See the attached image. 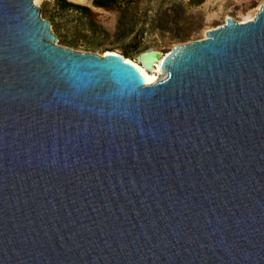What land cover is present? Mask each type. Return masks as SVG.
<instances>
[{
    "label": "water",
    "instance_id": "water-1",
    "mask_svg": "<svg viewBox=\"0 0 264 264\" xmlns=\"http://www.w3.org/2000/svg\"><path fill=\"white\" fill-rule=\"evenodd\" d=\"M206 36L148 86L0 0V264H264V3Z\"/></svg>",
    "mask_w": 264,
    "mask_h": 264
},
{
    "label": "rangeland",
    "instance_id": "rangeland-1",
    "mask_svg": "<svg viewBox=\"0 0 264 264\" xmlns=\"http://www.w3.org/2000/svg\"><path fill=\"white\" fill-rule=\"evenodd\" d=\"M51 23L61 47L103 54L109 50L139 62L147 51L167 55L177 45L206 39L207 32L225 24L256 18L264 0H118L114 11L96 8L92 0H67L90 8L80 13L57 0H34ZM165 78L161 76L159 81Z\"/></svg>",
    "mask_w": 264,
    "mask_h": 264
},
{
    "label": "trees",
    "instance_id": "trees-1",
    "mask_svg": "<svg viewBox=\"0 0 264 264\" xmlns=\"http://www.w3.org/2000/svg\"><path fill=\"white\" fill-rule=\"evenodd\" d=\"M61 5H63L66 8H70L73 10H76L80 13H91L90 8L83 5H76L68 2L67 0H57ZM204 0H189V2L193 5H201ZM93 5L96 8L104 9L106 11H114L118 5V0H92ZM108 52H114L113 50H109Z\"/></svg>",
    "mask_w": 264,
    "mask_h": 264
},
{
    "label": "bare ground",
    "instance_id": "bare-ground-1",
    "mask_svg": "<svg viewBox=\"0 0 264 264\" xmlns=\"http://www.w3.org/2000/svg\"><path fill=\"white\" fill-rule=\"evenodd\" d=\"M35 5H36V1H35ZM261 9V8H260ZM258 14V13H257ZM257 16V15H256ZM254 21V20H252ZM249 22V21H248ZM108 53H113L117 56H120L122 58H124L122 55H119L118 53H115V52H108ZM165 56V55H164ZM164 56H162L161 54V59H160V62H156L153 67L151 68H146L142 61H141V58H139V62L140 63H136L135 61L133 60H130V59H125V60H128L129 62L133 63L134 65H136V67L140 70V72L142 73V75L144 76L145 80H146V83L148 86L150 85H154L156 83L159 82V79L161 76H164L165 74L162 73L161 71V60H163Z\"/></svg>",
    "mask_w": 264,
    "mask_h": 264
}]
</instances>
